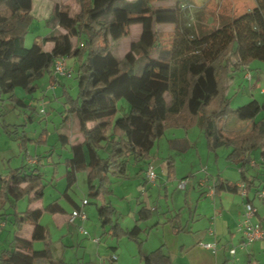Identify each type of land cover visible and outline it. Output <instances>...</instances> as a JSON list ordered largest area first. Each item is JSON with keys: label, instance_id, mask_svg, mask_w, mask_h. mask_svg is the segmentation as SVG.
I'll return each instance as SVG.
<instances>
[{"label": "trees", "instance_id": "trees-1", "mask_svg": "<svg viewBox=\"0 0 264 264\" xmlns=\"http://www.w3.org/2000/svg\"><path fill=\"white\" fill-rule=\"evenodd\" d=\"M255 1L251 10L200 35L187 22L183 0H75L74 11L68 2L53 3L50 21L54 32L26 47L23 34L32 17L33 0H0V94L27 106L13 94L16 87L31 95L38 88L35 80L52 72L56 59L75 57L79 61L77 96L72 98L67 91L63 95L68 116L83 139L70 145L71 129L62 124L57 131L62 145L70 146V155L62 161L66 179L62 196L67 201L78 206L68 193L78 170H88V194L96 198L107 189L110 175H127L129 160L148 159L166 128L187 129L195 124L201 125L209 150L231 146L227 160L239 168L240 179L249 189L253 179L245 171L252 160L250 153L257 148H262V159L254 167L264 170V118L255 120L264 110V101L251 99L232 108L225 90L230 65L237 70L252 59L264 61V0ZM133 24L142 26L140 39L119 56L111 42V28L118 26L120 35L128 36ZM167 25L172 26L169 42L161 38L165 33L161 27ZM46 43L52 44L50 50L44 48ZM120 98L127 101L129 111L114 118ZM29 119L33 120L32 115ZM4 130L11 135L8 127ZM40 138L45 142L43 134ZM39 164L38 155L35 162L11 168L0 177V210L11 200L27 197L30 204L42 199L45 183ZM166 168L168 177L173 176V159L166 162ZM214 191L238 192L239 186L218 176ZM42 211L65 210L56 199L43 209L15 210V231L31 223V237L14 235L0 249V264H67L61 257L53 258L49 243L42 249L33 248L34 241L48 238L47 229L38 222ZM114 212L109 203L97 207L101 226L111 224L113 236L125 235L139 247L142 229L136 221L147 219L150 209L141 206L135 224L127 230L113 222ZM260 223L264 228V218ZM143 264L172 262L158 247L143 255Z\"/></svg>", "mask_w": 264, "mask_h": 264}, {"label": "rangeland", "instance_id": "rangeland-1", "mask_svg": "<svg viewBox=\"0 0 264 264\" xmlns=\"http://www.w3.org/2000/svg\"><path fill=\"white\" fill-rule=\"evenodd\" d=\"M68 2L71 4L73 11L77 6L75 0H33L32 17L28 27L23 34L24 46L29 47L38 37H44L54 32L53 24L50 16V10L53 3ZM174 2H170V5ZM164 5H167L166 3ZM256 5L255 0H183V9H187V22L194 27L195 33L200 35L211 31L213 28L222 25L224 22L231 20L249 10ZM135 24L130 37L120 35L119 27L111 28V42L118 44L117 50L119 54H123L126 48H129L130 42H138L137 27ZM140 26V25H138ZM161 38L169 42L171 40V32L166 26ZM39 39V38H38ZM79 61L75 57L63 58V67L65 75L54 77L52 72H46L42 77L35 80L38 88L29 95L25 91L16 87L13 94L22 98L27 106L17 104L6 94H0V176L5 175L9 168H15L25 163L27 157L35 159L40 156L39 168L44 173V195L37 203V206L44 207L53 200H58L67 212H70L71 205L62 196L65 190V180L57 176H53L54 168L62 166L63 159L70 155V146H63L58 140V130L63 124L65 129L74 128L73 119L68 116L69 109L65 105L64 91H67L72 98L77 96L76 70ZM229 67V75L226 80L225 95L229 98L232 108L247 103L251 99L259 102L264 101V61L252 59L249 63L240 68L231 70ZM144 88L145 85H144ZM38 108H43V112H37ZM35 109V110H34ZM129 111V104L124 98L117 100V112L114 118L120 117ZM32 115L33 120L29 119ZM264 118V110H260L255 120ZM93 124H90V126ZM11 131L9 135L4 129ZM75 133V131H73ZM26 138L23 139V135ZM41 134L45 138V142L39 139ZM188 135L191 146L185 152H174L169 146L167 140L171 137H183ZM72 141L75 137H71ZM231 150V146H223L215 151L209 150L206 144V138L200 124L184 129L168 127L164 133L158 137L150 150L149 158L139 161L138 164L134 160H129L127 164V175L118 177L110 175L108 182L105 184L98 197L88 194L86 170L76 172V181L68 190L70 196L77 202H81L83 198L88 201L86 205L87 221L85 225L86 232L78 234L77 229L72 231L74 243H80L75 248H66L64 251V259L68 264H101L108 259L111 253L110 246L117 247V259L112 260L110 264H143L139 260L138 251L142 248L152 250L157 247L156 241L162 236V224L165 223L166 238L170 243V247L175 243L171 242L169 236L168 218L174 213H180L181 219L174 221V217L170 218L177 227L187 221V214L192 213L193 204L202 190L199 182L207 185L217 175H224L230 179H240L239 168L230 164L227 160V154ZM260 148L253 150L250 155H257ZM100 153V151H99ZM171 155V156H168ZM171 157L175 159V168L173 177L167 179L162 178V183L167 185V197H165L164 188L161 187L160 179L157 178V184L152 185L146 183L145 191H141L142 179L139 176V168H156L161 159ZM259 168L248 167L245 174L248 178L253 177L255 184L260 180L261 187L264 188V171L258 172ZM155 170V169H154ZM157 171V169H156ZM185 177V178H183ZM258 177V178H256ZM181 179V180H180ZM186 180V190H179L177 184L179 181ZM99 183V179L95 180ZM153 183V182H152ZM184 199L187 205H184ZM111 203L115 208L113 214V222L119 223L123 229H130L135 224V219L128 214L129 211H135L140 206L150 209V215L147 219L137 220L136 223L142 229L140 239H143L140 246L134 240L128 239L125 235L117 238L111 235V224H107L103 229L100 227L97 218V207L101 203ZM254 205L258 207L259 214L264 216V200L257 198ZM36 204H28L27 197H23L17 201H9L4 209H1L0 223V249L7 247L8 239H12L14 229L15 215L14 211H25L27 207L33 208ZM190 210V211H189ZM172 214H170V212ZM50 213L43 212L39 223L45 225L48 229L49 238L47 241L54 243L66 244L70 240V234H67L65 227L59 230L55 227L50 219ZM199 218V217H198ZM195 220V219H194ZM112 222V223H113ZM157 222H160L157 225ZM15 225V226H14ZM157 225V226H156ZM191 221H188V226ZM32 224L27 225V228ZM103 231H105L103 233ZM113 236V237H112ZM99 238V242L92 239ZM239 235L237 236V239ZM35 249H42L45 241H34ZM235 245V242H233ZM254 245V244H253ZM246 246L243 250H238L235 256L230 255L227 264H264V248ZM135 254V258H133Z\"/></svg>", "mask_w": 264, "mask_h": 264}, {"label": "crops", "instance_id": "crops-1", "mask_svg": "<svg viewBox=\"0 0 264 264\" xmlns=\"http://www.w3.org/2000/svg\"><path fill=\"white\" fill-rule=\"evenodd\" d=\"M134 25L135 24L130 26V34L128 36H123V37H130L132 29L134 28L133 27ZM138 25H140V24H138ZM138 25H136V27H137L136 31H137V37L139 40L141 30H142V26L141 25L138 26ZM167 27L169 28V31H170L172 26L167 25ZM132 42H135V40L131 41L130 43H132ZM118 44H120V43L115 44V46H116L115 50L119 56H122L126 51L129 50V48H126L124 50L123 54H119V51L117 50ZM44 48L47 50H50L52 48V44L46 43L44 45ZM54 77H56V76H54ZM261 91L264 92V87L261 88ZM37 111H39V108L37 109ZM73 131H75V133ZM71 137H75V140L72 141ZM68 139H69L70 145L71 144H78L83 139L82 134L78 131L77 126L75 124H74L73 130H70V132H69ZM167 142H168L169 148L174 152H185L192 145L188 135H185L183 137H171L167 140ZM182 149L184 151H182ZM261 150H262V148H260V152L257 153L256 156L255 155H253V157L251 156L252 160L258 161V162L261 161V159H262ZM168 156H171V155H168ZM169 159H171V157H165L164 159L162 158L160 163H158V165L156 166V168H152L153 170L155 169L154 171L157 174V178L160 179L159 182L161 183L160 184L161 187L164 188L165 197H167L168 189H167V185L161 182L162 181L161 177L165 176L169 180L174 176L173 175L171 177H168V175H167L166 162ZM251 161H250L249 166L253 167V168H258V167H254V165H251ZM25 162H27V161L25 160ZM173 162H174V168H175V159H173ZM135 163L138 164V162H135ZM148 167H150V165H148L146 168H143V169L141 167L139 168L140 169L139 170V176L142 179V185H143V187H141V191H145V193H146L145 186H146V183H148V181H146V179H145V171ZM10 169L11 168L8 169V171L5 175H1L0 177L6 176ZM156 169H157V171H156ZM84 170H86V175H87V172H88L87 169H80L78 171H84ZM261 171H264V170H261ZM258 172H260V170H258ZM53 176H57L59 178L64 179L65 183H66L64 165L58 166L57 169L55 168V173H53ZM218 176H220L224 179H228L230 181H234L238 185L240 183L244 182L241 179L234 180V179H230L227 177H223L224 175H222V176L217 175L216 177H214L212 179V182L210 184H207V185H205L201 180L199 182V186L202 187V190L199 194V197L196 198L194 201V204H193L194 208L192 210V213L187 214V221L184 223V225L180 224L177 227L173 223L174 221L179 222V220L181 219L180 213H174V215H172L168 218V223L170 222L169 223V227H170L169 228V236L172 240L171 242H173V239L175 240V243L171 247H170L169 241L166 238V233L164 230L166 222L161 223L162 224V236L158 241H156V244H158V245L154 249L161 247L162 251L170 257L172 264H227L230 255L235 256L237 254L238 250H243L246 248V247L245 248H239L238 247L239 243L243 239L242 232L238 226L239 221H240V214H241L242 208H243V203L246 201H249L254 205V201L257 198H259L257 196V192L259 190H264V188L261 187L260 180H259L258 184H255L253 177H250L253 179V183L249 187V189H247V193L245 196H241L239 191L238 192H230V191L215 192L214 191V182ZM157 178H156L155 182H153V183L149 182V183L152 185H156L157 184ZM183 178H185V177H183ZM256 178H258V177H256ZM86 180H87V177H86ZM65 188H66V186H65ZM177 188L179 190L185 191L186 185L184 188L181 189L178 187V184H177ZM70 198L72 200H74L71 196H70ZM83 199H85V198H83ZM259 199L264 200V198H259ZM82 200H81V202H77L75 200L74 201L76 202L77 205H80L82 203ZM38 202H39V200L32 202V204H34V205L36 204V206H34L33 208H30V209L27 207V210H33L36 208L43 209L42 206H37ZM67 202L71 205L70 212H67L65 207L62 204H60L65 210L64 213H50V215H51L50 219L52 220L55 227L58 228L59 230H62L63 227H65L67 229V234H70V240L67 241L66 244H63L62 242L58 243L57 240L54 243H51V242L47 241L49 238V233H48V238L46 240H44L45 245L47 243H49L52 246L53 258L61 257L64 261H65V259H64L65 249L66 248L73 249L76 247V245L77 246L80 245V243H74L73 238L71 236L73 230H70V229H74V228L77 229L78 234L85 233L86 232L85 225H86V221L88 218L87 217L85 220H81L79 218H76V219H74L73 222H70L69 221V215L72 212V210L75 208V206L70 201H67ZM103 203H105V202H103ZM103 203H101V204H103ZM87 204H88V201L83 206V210L85 212H86V205ZM109 204H111V203L109 202ZM184 205H187L186 199H184ZM254 206L256 208V214H255L253 220L254 221H260L262 218H264V216H261L259 214L258 207L256 205H254ZM138 209H136L133 212L129 211L128 214L131 215L132 217H134V219H135L136 218V212L138 211ZM43 212H46V211H42V213ZM170 214H172V213L170 212ZM173 217H174V221H171L170 218H173ZM97 218H98V216H97ZM189 220L191 221V225L188 226ZM1 223H3V222H1ZM99 223H100V221H99ZM29 224H31V223L22 224L20 226V228L17 230V232L14 229L15 232H14L13 236L17 235V236L22 237V238L30 239L33 227L30 226L29 228H27V225H29ZM117 224H119V223H117ZM159 224H160V222H157V225H159ZM43 226L47 229V227L45 225H43ZM100 227H102L103 229L105 228V226L104 227L101 226V223H100ZM47 231H48V229H47ZM104 232L105 231H103V233ZM238 235H239V238L237 239ZM92 240L95 242V238ZM10 241H11V239H8V243ZM99 241H100V239L98 238V241H96V242H99ZM201 242H215L216 251L211 252V250L200 245ZM233 242H235V245H233ZM33 243H32V245L34 248ZM45 245H44V247H45ZM252 245H253V247L264 248V240L254 241L253 243H251L247 246H252ZM117 247L118 246H110L111 253L108 254V259H106V260L104 259V261H106V262H104V264H110L111 263L112 260L110 259V257L112 255H115L116 259H117V255H116ZM231 247L237 248L236 252L234 254H231L229 252V248H231ZM2 248H4V247H2ZM154 249H152V250H154ZM152 250H149V251L147 249L145 250V249H143V246H142V248L138 251L139 260L142 262L143 261V255L149 253ZM133 256H134L133 258H135V254H133Z\"/></svg>", "mask_w": 264, "mask_h": 264}, {"label": "built area", "instance_id": "built-area-1", "mask_svg": "<svg viewBox=\"0 0 264 264\" xmlns=\"http://www.w3.org/2000/svg\"><path fill=\"white\" fill-rule=\"evenodd\" d=\"M53 73L56 75H65V68L63 67V58H58L54 61L53 64ZM43 108H39V112H43ZM27 162L33 163L35 162L34 159L27 157ZM251 165H256V162L254 160L251 161ZM157 178L156 172L151 168L148 167L145 171V179L148 182H155ZM186 180L179 181L178 187L184 188L186 185ZM239 193L241 196H245L247 193L245 183L242 182L239 185ZM257 196L259 198H264V190H259L257 192ZM86 200L83 199L82 203L75 207L72 212L69 215V221L73 222L74 219L79 218L81 220H85L87 218L86 212L83 210V206L86 204ZM256 214V208L255 206L249 202L246 201L243 203L242 212L240 214V221H239V229L242 232L243 239L239 243V248H245L247 245L253 243L257 240H264V228H262L260 221H254L253 218ZM3 226V223H0V228ZM82 229V228H81ZM95 241H98V238H95ZM200 245L203 247L211 250V252L216 251V244L215 242H201ZM236 247L229 248V252L231 254H234L236 252ZM111 260H115L116 256L112 255L110 257ZM104 264V263H101Z\"/></svg>", "mask_w": 264, "mask_h": 264}]
</instances>
